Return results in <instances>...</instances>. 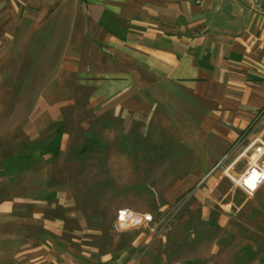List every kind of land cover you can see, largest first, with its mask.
Wrapping results in <instances>:
<instances>
[{
  "label": "crops",
  "instance_id": "0c3cea01",
  "mask_svg": "<svg viewBox=\"0 0 264 264\" xmlns=\"http://www.w3.org/2000/svg\"><path fill=\"white\" fill-rule=\"evenodd\" d=\"M46 52L54 54L47 67L54 91L68 85L76 94L53 103L58 117L81 108L127 122L149 118L163 131L194 134L197 148L212 153L210 164L227 158L242 134L264 130V11L252 0H0L6 83L27 84L29 63L33 82L43 83ZM7 148L25 150L28 143ZM17 160L34 164L28 156ZM23 177L15 176L14 190L0 189L14 198L0 204V264L139 260L118 241L91 246L78 212L60 197L53 203L46 192L30 193ZM12 182L0 179V187Z\"/></svg>",
  "mask_w": 264,
  "mask_h": 264
},
{
  "label": "rangeland",
  "instance_id": "374dc122",
  "mask_svg": "<svg viewBox=\"0 0 264 264\" xmlns=\"http://www.w3.org/2000/svg\"><path fill=\"white\" fill-rule=\"evenodd\" d=\"M53 55L44 53L43 83L31 79L32 63L27 84L9 85L0 76V179L12 182L23 174L30 193L46 192L53 203L60 197L85 223L91 246L101 249L118 241L130 250L128 256H138L135 264H264V185L249 197L233 183L250 158L248 151L234 164L251 141L242 139L245 134L227 158L210 164L212 153L197 148L194 134L176 127L163 131L149 118L127 122L121 114L104 118L81 108L58 117L53 103L76 94L68 85L54 91L47 69ZM37 111L43 115L31 116ZM19 142L28 148H7ZM23 156L34 164L19 163ZM14 182L0 189L8 193ZM13 199L2 194L0 204ZM122 210L153 215L155 232L119 229L116 216Z\"/></svg>",
  "mask_w": 264,
  "mask_h": 264
},
{
  "label": "built area",
  "instance_id": "2783aa9c",
  "mask_svg": "<svg viewBox=\"0 0 264 264\" xmlns=\"http://www.w3.org/2000/svg\"><path fill=\"white\" fill-rule=\"evenodd\" d=\"M254 5L264 11V0H252ZM243 140L254 134L251 130ZM250 151V158L246 169L243 173L233 180L235 189L246 196H253L264 185V130L258 135L254 134L245 151L241 153L234 164L242 156ZM116 226L121 229H134L137 227L145 228L149 232H155V220L151 214H137L128 210L120 211L116 216Z\"/></svg>",
  "mask_w": 264,
  "mask_h": 264
},
{
  "label": "bare ground",
  "instance_id": "6f19581e",
  "mask_svg": "<svg viewBox=\"0 0 264 264\" xmlns=\"http://www.w3.org/2000/svg\"><path fill=\"white\" fill-rule=\"evenodd\" d=\"M243 200H244V202H243V203H245V202H246V200H247V198H244Z\"/></svg>",
  "mask_w": 264,
  "mask_h": 264
}]
</instances>
